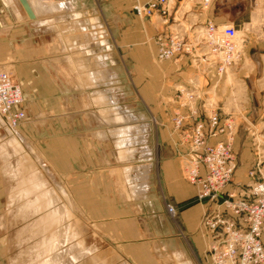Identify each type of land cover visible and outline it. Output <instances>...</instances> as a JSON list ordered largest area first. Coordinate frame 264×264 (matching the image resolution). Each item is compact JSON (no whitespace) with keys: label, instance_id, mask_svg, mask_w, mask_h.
<instances>
[{"label":"rangeland","instance_id":"rangeland-1","mask_svg":"<svg viewBox=\"0 0 264 264\" xmlns=\"http://www.w3.org/2000/svg\"><path fill=\"white\" fill-rule=\"evenodd\" d=\"M5 1L11 6L5 7L3 11L0 9V15L9 18L8 20H12L11 16L14 18V22L11 21L9 26L21 27L23 44L28 49H36L37 53L25 58V65L32 66L33 70L26 71V75L24 73V81L18 80L12 58L1 61L0 68L14 77L22 92L34 90L30 82H34L37 77L44 80L43 77L47 76L55 94L54 102H31V98L30 103H27L24 96L26 114L16 131L23 138L24 150L30 153L33 159H43L49 172L45 173V178L42 177L45 185L63 187L70 194L74 216L69 222L74 223L73 227L84 240V247L118 253L125 264H136L133 255L124 249V243L128 241L124 239L125 236H135L132 240H136L135 242L143 247L145 260L153 257L156 264H179L172 252L162 250L161 242L163 243L165 235L158 218L150 215L152 210L157 209L156 202L161 204L169 221L177 229L176 235H180L179 237L188 243L187 236L179 226V211L197 201L194 196L177 204L166 195L164 184L160 181L161 158L157 148H162V144L164 148L168 141L174 143L181 179L188 185L184 179L182 158L179 157L184 147L180 144L178 131L173 128V115L177 105L175 86L178 81H187L198 73L193 68L201 61L202 53L196 50L183 56L182 60L177 62H183L189 65V68L177 70L175 58L164 61L158 59L157 39L162 32L160 23L157 19L134 16L131 6L137 0H84L86 7L95 9L100 17L99 24H96L95 18L89 21L88 26L83 21L82 23L87 29H95V34L100 35L97 40L101 43L97 49L105 65L117 76L116 84L112 88L117 93L118 103L133 113L135 123L145 125L144 143L152 151L149 194L140 210V198L138 200L129 197L125 190L121 172L123 164L117 161L112 143L96 134L105 126L99 122V110L94 107L90 91L81 85L69 58V51H66L65 41L56 31L47 30L41 25L39 27L42 19L30 20L32 22L27 20L28 24L22 22L16 6L19 0ZM196 1L198 0H185V7L180 15L187 10H190L187 14L191 13ZM176 18L178 20L180 16ZM201 23L204 21L195 24ZM181 24L186 29L190 26L196 27L193 22L188 23L183 19ZM175 28L176 26H171L165 32ZM238 34L242 36V33ZM65 35L70 37L72 44L78 43L76 33ZM241 48L239 59L228 67L227 73L218 79L217 84L202 87L205 84L202 78H198V83L201 91H205L206 96L210 97L220 112L234 114L239 131H243L240 128L247 126L264 132V54H259L260 51L264 53V47L249 50L246 45L241 44ZM213 73L210 75L216 79ZM228 73L231 74L232 80L226 79ZM160 131L162 134L164 132V137H160ZM5 134L6 130L0 122V137ZM242 137V141L249 138L251 144L246 133ZM242 141L235 147L237 156L240 155L235 177L233 176L236 181L248 180L247 171L254 157L252 150L244 147ZM137 153L138 151L136 156ZM140 155L142 152L136 161L141 160ZM9 183L0 176V264H10V259L17 256L19 260L27 259L25 250L18 246L17 232L21 223L13 222L11 217L6 219L4 205L5 201L7 202L6 189ZM168 204L174 206L175 215L168 213ZM201 205L199 225L201 229L206 230L200 220L207 205ZM192 253L188 258L196 264ZM206 264H210L209 260Z\"/></svg>","mask_w":264,"mask_h":264},{"label":"built area","instance_id":"built-area-1","mask_svg":"<svg viewBox=\"0 0 264 264\" xmlns=\"http://www.w3.org/2000/svg\"><path fill=\"white\" fill-rule=\"evenodd\" d=\"M210 2L201 0L200 3ZM171 9V0L136 1L132 6L140 18L159 16L164 25L173 24L168 28L176 26L173 31L160 33L159 60L180 58L196 50L202 53L201 61L193 68L198 73L175 89L173 128L184 147L179 153L184 177L196 187V201L207 205L200 223L210 235L209 263L263 264L264 132L244 127V133L250 137L254 160L247 171V182L228 189L237 166L233 144L239 126L234 114L220 112L198 83V78H202L205 81L202 87L213 86L227 73L242 53V36L232 23L206 21L186 29L180 19L171 15ZM23 103L20 85L0 68V122L17 130L26 114ZM167 211L171 215L176 213L170 204Z\"/></svg>","mask_w":264,"mask_h":264},{"label":"bare ground","instance_id":"bare-ground-1","mask_svg":"<svg viewBox=\"0 0 264 264\" xmlns=\"http://www.w3.org/2000/svg\"><path fill=\"white\" fill-rule=\"evenodd\" d=\"M27 1L35 17L29 18L19 1L24 16L35 19L33 21L42 19L39 27L59 34L65 41L63 44L82 87L93 91V95L89 94L99 110V122L105 126L96 134L110 141L116 150L117 161L123 164L121 172L128 196L143 197L152 164L147 151L142 150L139 161H136V152L138 145L144 144L145 125L135 123L133 113L119 105L117 93L112 88L117 76L105 65L97 49L100 35L87 29L78 17L67 15L70 5L66 0ZM72 32L76 33V44L65 35ZM1 124L6 134L0 137V176L10 182L4 205L6 219L11 217L13 222L21 223L17 232L18 246L27 253V259L19 260L17 256L10 259V264H125L118 253L84 247L74 223L69 222L74 216L70 194L63 187L45 185L42 177L49 172L43 159L36 156L33 159L23 148L22 136L6 123ZM140 161L143 163H136ZM177 252L174 253L176 258L179 257Z\"/></svg>","mask_w":264,"mask_h":264},{"label":"crops","instance_id":"crops-1","mask_svg":"<svg viewBox=\"0 0 264 264\" xmlns=\"http://www.w3.org/2000/svg\"><path fill=\"white\" fill-rule=\"evenodd\" d=\"M137 1L144 2L145 0H137ZM184 1L185 0H176V1L171 0V8H172L171 15L175 19H177L176 18L177 16L178 17L180 16V21L181 19H183L188 23L193 22V24L202 21L204 22L211 21L215 24L232 23L238 28V31L242 33L243 45H246V47H248L249 50L250 48L256 47V49L257 48L261 49L260 47H264V0H211V2L207 5H202L200 3L201 0H198L196 1L195 5L192 7L194 9H192L191 13L187 14L190 11L187 10L185 11L184 14L180 15V13H182L185 7ZM66 2L69 3L70 5V9L68 10V12H66L67 15L70 14V16H72V18L74 17V19L78 17V19L83 21L86 26L90 24L89 21H91L92 18L97 19L96 24H99L100 17L98 13L95 12V9L86 7L84 0H66ZM9 5L11 6L9 2H6L5 0H0V9L2 11L5 9V7ZM16 6L22 12V9L20 8L18 3L16 4ZM19 10L17 11L20 13L19 14L20 20L28 24L27 20L30 21L31 19H27L22 14L23 12L21 13ZM132 13L134 14L133 10ZM134 16L136 15L134 14ZM11 18L12 20H8L9 18L7 19L4 15H0V62L7 58H12L15 64L16 75L19 77L18 80L24 81V79L26 78L25 77L26 71L30 72L33 70L32 66L25 65L24 63L25 58L28 55L33 56L35 53H37V50L31 47L28 49L23 44L22 40L24 39L22 38V32H23L22 28L21 27L13 28L14 26H9L11 21L14 22L13 21L14 18L12 16ZM146 19L149 20L157 19V21L160 23V28L162 29V31H165L169 27L163 24L159 16H154ZM91 26L92 28L94 27V25ZM93 31H95V29H93ZM259 54H264V53L260 51ZM175 60H176L175 68L177 70H184L186 69V67L189 68V65L183 62H179V63L177 62L182 60V57L175 58ZM35 69L38 70L37 67H35ZM43 78L44 80L41 77H37L38 80L36 79L34 80V82L32 81L30 82L31 86L34 87V90L31 91L30 89L29 90L23 89L27 103H30L31 98H32L31 102H35V100H39V101L43 100L44 102L55 101L54 88L52 86V83L50 82V79L47 78V76ZM226 79L232 80L231 74L228 73ZM42 81H44V83H42ZM187 82L188 80L187 81L180 80L176 83L175 88L178 86V84H184ZM244 127L245 126L240 128L243 129V131L240 130L237 133V135H235L234 138L233 148L236 153L237 163L238 161L240 162V155L239 157L237 156V151L235 150V147L239 146L241 144L240 142L243 140L242 136L244 134ZM159 135L160 137L162 136L164 137V132L162 134V132L160 131ZM242 142L244 147H248L249 150H252V146L249 142V138H246ZM139 149L137 156L141 154L142 150L147 151V158H149V161L151 162L153 156H152V151L149 149L148 145L146 143L139 145ZM157 152L161 158L160 168H159L160 181L164 184L167 193L166 195L170 197V199L174 203L177 204L184 202L188 199L194 198L196 194V187L190 184L187 180L185 181L188 183V185L184 184V181L181 179V171H180L181 169H180L178 157L176 155V147L174 146V143L168 141L167 144L164 146V148L162 144V148L160 149L157 148ZM251 153L253 154L252 151ZM66 158L68 159V156H66ZM253 160L254 157L252 158L251 164ZM236 170L233 175L234 177ZM246 181H240V180L236 181L234 178L233 182H231L227 188L233 189L235 187V184L238 183L244 184L246 183ZM148 189L149 187H147L146 193L143 195V197L140 198L141 200V202L139 201L140 210H142L143 201L148 198L147 197L149 194ZM157 203L158 202H156L157 205L156 211L152 210L150 216H152L153 218H158L159 223L161 224L163 230V234L165 235V238L163 239V243L161 242L162 250L172 252V256L175 258V260L179 261V264H193L192 260H189L188 258V255L191 254L192 252H193L192 253L193 260L196 264L198 263L206 264L208 261L206 251L209 246L210 235L206 230L201 229L199 225L202 203L201 204L198 202L193 203L192 205H189L179 211V216H178L179 226L182 232H184V234L187 236L188 243L182 240V238L179 237L180 235L179 236L176 235L177 229L169 221L168 216L164 208L161 206V204L159 203L157 204ZM169 236L171 238H169ZM131 237L128 235L125 236L124 239H127L128 241H125L124 249L133 255L136 264H147V263L156 264L157 262H155L153 257H148V259L145 260L143 254L144 252L143 247L141 246L140 243H136L135 242L136 240H132L133 238H135V236H131ZM263 243H264V230H263ZM175 252L179 253V257H177L178 259L175 257L174 254Z\"/></svg>","mask_w":264,"mask_h":264},{"label":"water","instance_id":"water-1","mask_svg":"<svg viewBox=\"0 0 264 264\" xmlns=\"http://www.w3.org/2000/svg\"><path fill=\"white\" fill-rule=\"evenodd\" d=\"M19 1H20L21 5L23 6L25 12L27 13L28 17L29 18H34L35 17L34 13L32 12L28 1L27 0H19Z\"/></svg>","mask_w":264,"mask_h":264}]
</instances>
